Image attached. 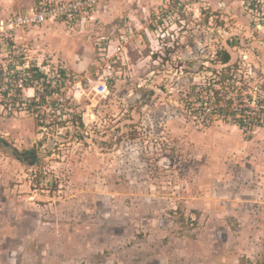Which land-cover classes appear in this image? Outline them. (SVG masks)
Instances as JSON below:
<instances>
[{
	"label": "rangeland",
	"instance_id": "374dc122",
	"mask_svg": "<svg viewBox=\"0 0 264 264\" xmlns=\"http://www.w3.org/2000/svg\"><path fill=\"white\" fill-rule=\"evenodd\" d=\"M60 1L75 0H0V18ZM251 1L94 0L73 21L0 32L1 71L46 66L31 107L0 76V264H264V7ZM49 27L72 39L67 62L37 43ZM221 88L242 114L215 112Z\"/></svg>",
	"mask_w": 264,
	"mask_h": 264
},
{
	"label": "built area",
	"instance_id": "2783aa9c",
	"mask_svg": "<svg viewBox=\"0 0 264 264\" xmlns=\"http://www.w3.org/2000/svg\"><path fill=\"white\" fill-rule=\"evenodd\" d=\"M91 1L94 0H75L64 3H62V1L56 3L42 2L39 3V5L34 4L28 10L20 13H12L4 18H0V32L7 34L12 31H17L18 29L39 26L45 22L54 20L65 19L73 21L79 16V13H82V9L86 8L87 5H90ZM251 4L259 6V8H263L264 0H252ZM11 40L15 41V36ZM9 44L11 45V42ZM105 57L106 59H104L105 65L103 72L111 74L114 70L113 62H110L109 55H105ZM9 66L10 67L8 69H4L10 72L6 73V75L4 74V70L1 71L2 69H0V76L1 74L3 76L8 75L9 79V81L5 83V88L2 94L12 99H22L25 102L38 99V92L40 87L44 84L43 71L46 70V66H43L40 63L36 66H32L29 65L27 61L19 63V65H15L14 67L11 65ZM37 74H40V77H37ZM94 90L102 98L109 97L110 87L108 85V77H99V79L94 82Z\"/></svg>",
	"mask_w": 264,
	"mask_h": 264
},
{
	"label": "crops",
	"instance_id": "0c3cea01",
	"mask_svg": "<svg viewBox=\"0 0 264 264\" xmlns=\"http://www.w3.org/2000/svg\"><path fill=\"white\" fill-rule=\"evenodd\" d=\"M34 5V4H33ZM32 5V6H33ZM32 6H30L29 8L28 7H24V9H20V10H18L17 9V11L15 12V13H20V12H23V11H25V10H28V9H30ZM45 23H47V22H45ZM44 23V24H45ZM43 25V24H42ZM44 26V25H43ZM36 27V26H35ZM50 28V27H49ZM43 36L41 37V40L39 41V42H37V43H40L41 45H42V47H43V51L45 50H47V51H51V50H55L56 52H57V54L58 53H60V55L63 57V59L64 60H66V58H69V57H71V56H73L72 54V52L70 51V50H68V47H71V46H73V45H71L70 43L72 42L71 40V38H69V37H65L64 35L63 36H59V35H57L56 33H55V29L54 28H50V29H48V28H44L43 29ZM30 34V33H29ZM29 34H28V36H29ZM31 35V34H30ZM18 38L19 37H17V36H15V41L18 43ZM86 38V37H85ZM84 41V42H86L87 40L86 39H84V36L83 37H81V39L80 40H76V42L75 43H82V41ZM74 43V45H76ZM46 44H47V46H46ZM41 48V47H40ZM74 48H75V46H74ZM91 54H92V51H91V49L89 48V49H87V51H85V53H81V55H80V57L81 58H79V61H80V63H78V64H75L74 66H75V68L76 69H78L77 67L78 66H81L80 64H82V65H84V64H86V63H88L89 62V60H91ZM42 56H44V55H39V57L41 58ZM68 61V59L66 60V62ZM37 64H39V63H37ZM36 64V65H37ZM34 66V65H33ZM43 66H45V65H43ZM81 68V67H80Z\"/></svg>",
	"mask_w": 264,
	"mask_h": 264
},
{
	"label": "trees",
	"instance_id": "16d2710c",
	"mask_svg": "<svg viewBox=\"0 0 264 264\" xmlns=\"http://www.w3.org/2000/svg\"><path fill=\"white\" fill-rule=\"evenodd\" d=\"M217 60L220 61L222 64H228L229 61H230V54L226 51V50H221V51H218L217 52ZM230 69V68H229ZM37 77H40V74H37L36 75ZM221 84V83H220ZM223 89H215V96L213 97V106L217 107V109L215 110V112H218L219 114L223 115L225 118L232 115V116H236L238 114H242L243 111H239L238 108H234L232 105H233V102H234V99L232 98H228L226 99L224 97L223 94H221V91ZM23 105H26L28 107H31L34 105V100H31L30 102H25L21 99L20 101ZM44 102V99L41 98L40 99V104ZM242 110V109H240ZM259 117H253L252 119H249V122L250 124L253 123V122H258ZM239 121L240 122H244V119H242L241 117L239 118ZM241 125V124H239ZM33 150L32 151H28L27 153L29 154L31 161H35V153H33ZM32 152V153H30ZM14 155L17 156L16 153H14ZM19 157V156H17Z\"/></svg>",
	"mask_w": 264,
	"mask_h": 264
}]
</instances>
